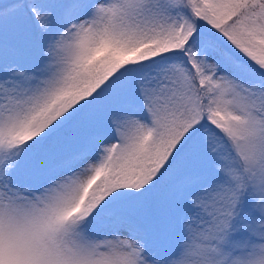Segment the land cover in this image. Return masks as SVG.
<instances>
[{
	"label": "snow or ice",
	"instance_id": "obj_1",
	"mask_svg": "<svg viewBox=\"0 0 264 264\" xmlns=\"http://www.w3.org/2000/svg\"><path fill=\"white\" fill-rule=\"evenodd\" d=\"M0 264H264V0L0 2Z\"/></svg>",
	"mask_w": 264,
	"mask_h": 264
},
{
	"label": "trees",
	"instance_id": "obj_2",
	"mask_svg": "<svg viewBox=\"0 0 264 264\" xmlns=\"http://www.w3.org/2000/svg\"><path fill=\"white\" fill-rule=\"evenodd\" d=\"M0 2H4V3H6V2H7V0H0Z\"/></svg>",
	"mask_w": 264,
	"mask_h": 264
}]
</instances>
